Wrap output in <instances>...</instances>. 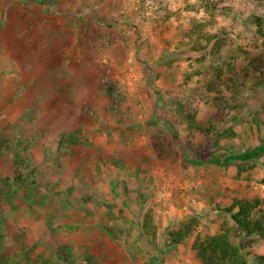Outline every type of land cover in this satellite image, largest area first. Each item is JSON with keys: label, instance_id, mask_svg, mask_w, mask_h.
<instances>
[{"label": "rangeland", "instance_id": "374dc122", "mask_svg": "<svg viewBox=\"0 0 264 264\" xmlns=\"http://www.w3.org/2000/svg\"><path fill=\"white\" fill-rule=\"evenodd\" d=\"M261 139L264 0H0V264H203L226 229L256 264L220 208L264 199V154H183Z\"/></svg>", "mask_w": 264, "mask_h": 264}, {"label": "trees", "instance_id": "16d2710c", "mask_svg": "<svg viewBox=\"0 0 264 264\" xmlns=\"http://www.w3.org/2000/svg\"><path fill=\"white\" fill-rule=\"evenodd\" d=\"M256 22V26L262 29V20L260 18H256ZM204 27L205 25L202 23L197 26V28L200 29ZM196 33L199 34V31H196ZM253 118L255 121H259L257 116H254ZM230 135H234L232 127L219 132V134H217V146L218 143ZM263 154L264 139H261L256 147L247 149L245 152H227L202 161L188 160L186 155L183 154V161L184 166H187L186 164L198 166L204 163L226 166L234 162L238 164L246 163ZM262 205H264V199L235 197L230 206L220 209L231 217L235 228L246 237L254 235L264 238V210L261 208ZM149 220L150 215L145 214V226L148 225L147 223ZM112 233L114 232L112 231ZM191 235L192 227L190 225L179 228L178 230H171L168 233V245L170 247H174L176 245L185 244ZM154 236H156L155 232ZM194 247H198V253L202 258L203 264H248V260L242 254L241 246L231 239L229 229L213 235L211 234L203 240L197 239L194 243ZM91 260L92 256H89V254L86 255L84 261L89 263ZM254 261L256 264H264V254L255 256Z\"/></svg>", "mask_w": 264, "mask_h": 264}]
</instances>
